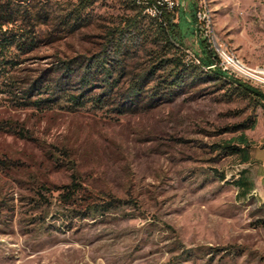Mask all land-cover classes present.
<instances>
[{"label":"rangeland","instance_id":"1","mask_svg":"<svg viewBox=\"0 0 264 264\" xmlns=\"http://www.w3.org/2000/svg\"><path fill=\"white\" fill-rule=\"evenodd\" d=\"M78 1L42 4L37 48L12 49L16 65L0 75V264H264L263 209L239 197L243 168L227 149L263 110L204 73L187 74L171 100L133 99L160 53L149 19L127 0H97L75 21ZM178 3L176 47L200 59L185 63L215 70L202 65L214 39L264 65V0ZM100 56L122 67L119 85L95 75L71 103L80 67ZM67 65L75 76L63 80ZM72 182L86 196L60 204L57 188Z\"/></svg>","mask_w":264,"mask_h":264},{"label":"trees","instance_id":"2","mask_svg":"<svg viewBox=\"0 0 264 264\" xmlns=\"http://www.w3.org/2000/svg\"><path fill=\"white\" fill-rule=\"evenodd\" d=\"M95 1L97 0H79L77 7L72 12L75 17L71 16V18H75V21L80 19L81 14H83ZM49 2L50 0H0V75L6 72L5 69L8 66L14 68L16 65L13 58L8 57V55L12 52V49L20 51L22 54H27L37 48L39 39L36 28L41 26V24H48L46 22V13L44 12L42 4H48ZM127 3L131 8L139 11L140 17L149 19L151 28L157 36V42L155 44L160 46V53L157 55L156 64H153L151 66L152 69L145 74L142 81L136 83L132 88L131 93L133 94V99L136 97L138 98V96L141 95L144 100L149 99L148 104L150 105L156 103L160 104L161 102L171 100V98L174 97L176 90L186 85L185 77L187 74L194 75L196 73H204L210 74V76L216 80L231 84L235 91L245 97H248L256 108L262 109L264 112V91L242 79H234V77L228 73L223 72V69L220 67H213L217 61L214 51L205 50L204 59L202 60V65L208 68H215L213 71L206 72L200 66L184 62V53H182L183 55L180 54L177 49V47L181 49V46L177 44L176 41L177 38L174 34L175 26L172 24L173 18L171 14L163 13V19L159 20L147 15L144 9L139 7V5L134 1L127 0ZM196 19L197 15L195 12L193 14L194 23L196 22ZM73 22L74 21L68 20L65 23V29L71 28ZM130 25L137 29L136 22H132ZM173 51L175 53H172ZM171 55L174 57H169ZM68 65L64 68L66 72L63 80L70 79L75 76L74 69L72 71V68ZM81 68L83 69L82 74L80 73L81 75H76L80 79V82L78 83V92L80 93L76 96L70 95L69 97L71 103L75 105H78L81 100L83 101L82 98L85 97L87 89L92 86V83H94L92 79L96 78L95 75L103 78L101 79V82L104 83V85L117 87L119 83L117 78L113 79V75L116 73L118 75H122L123 73L120 65L110 63L105 56L95 58L91 61V63L82 65L80 69ZM168 69L170 70L166 76L158 75L160 72L167 71ZM155 76H157L155 79L157 84L153 87V89L148 91L150 96L146 97L143 95L145 92L143 90L144 82H146V80L153 79ZM69 84L72 85L71 81ZM32 89L33 87L30 91ZM102 95L103 94H100L96 98L97 102L100 103L102 101ZM42 102L43 101H30L25 105L40 106L41 108ZM257 122L258 117L257 119L249 120L247 123L240 126L238 128L241 132L240 139L242 138L244 132L254 129ZM245 148V145H243L242 148L238 145H227V149L230 150L231 156L241 154ZM241 173L242 171L240 174ZM239 180L240 175L235 181L236 187L240 189V186L238 185ZM57 191L59 192L60 204L66 206L73 205L76 203L74 200L83 199L86 196L84 189H82L81 185H78L76 182L57 188ZM93 210L95 211V209ZM262 224L264 225V211Z\"/></svg>","mask_w":264,"mask_h":264},{"label":"crops","instance_id":"3","mask_svg":"<svg viewBox=\"0 0 264 264\" xmlns=\"http://www.w3.org/2000/svg\"><path fill=\"white\" fill-rule=\"evenodd\" d=\"M240 136L241 133L234 145L246 148L234 156L243 168L238 183L240 189L237 188L239 197L254 198L264 211V121L258 118L255 128L244 132L241 139Z\"/></svg>","mask_w":264,"mask_h":264},{"label":"built area","instance_id":"4","mask_svg":"<svg viewBox=\"0 0 264 264\" xmlns=\"http://www.w3.org/2000/svg\"><path fill=\"white\" fill-rule=\"evenodd\" d=\"M135 2L144 9L147 15L159 20L163 19V13L172 14V11L179 6L178 0H135ZM209 47L214 50L217 57L216 64L213 67H221L223 72L231 76L234 75L264 91V65L257 68L241 65V62L237 61L236 57L229 55L214 39L209 41ZM184 58L186 62L200 61V59L190 53H185Z\"/></svg>","mask_w":264,"mask_h":264},{"label":"bare ground","instance_id":"5","mask_svg":"<svg viewBox=\"0 0 264 264\" xmlns=\"http://www.w3.org/2000/svg\"><path fill=\"white\" fill-rule=\"evenodd\" d=\"M237 60V59H236ZM238 61V60H237ZM240 62V61H239ZM241 65H243L242 63H241ZM221 68V67H220ZM223 69V68H222Z\"/></svg>","mask_w":264,"mask_h":264}]
</instances>
